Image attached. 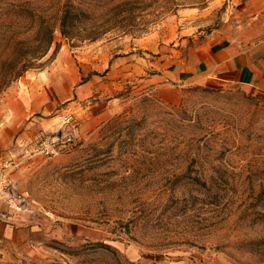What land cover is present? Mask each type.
<instances>
[{"label": "rangeland", "instance_id": "374dc122", "mask_svg": "<svg viewBox=\"0 0 264 264\" xmlns=\"http://www.w3.org/2000/svg\"><path fill=\"white\" fill-rule=\"evenodd\" d=\"M223 38L264 42V0H0V131L86 72L114 110L81 132L98 93L73 96L75 129L11 145L13 213L50 234L23 264H264V92L163 80L173 102L151 80Z\"/></svg>", "mask_w": 264, "mask_h": 264}, {"label": "crops", "instance_id": "0c3cea01", "mask_svg": "<svg viewBox=\"0 0 264 264\" xmlns=\"http://www.w3.org/2000/svg\"><path fill=\"white\" fill-rule=\"evenodd\" d=\"M165 57H162L165 61L161 62L160 72L152 75L151 80L157 83L159 94L168 101L175 102L180 96L178 92L170 94L163 80H171L179 87L194 83H232L264 92V42L262 41L247 44L224 38L213 41L207 39L191 48L188 55L183 58L179 55L173 59ZM119 62L127 63V68H124L127 70H132L135 65L130 55L123 56ZM82 77L84 79L76 87L72 88L68 85L66 89L64 88L65 93L62 95L55 91L52 85L45 86L46 89L42 90L44 102L38 109L48 113V117L21 118L18 124H9L0 131V161L7 156L16 139L29 140L40 130L59 129L61 117L65 112L63 107L58 109V106L73 96L77 99L67 103L65 108L77 103V100H85L90 95L98 93L94 99L96 101H87L89 105L86 109L91 116L82 122L81 132H86L96 123L107 119L105 117L110 115L108 114L110 111L111 114L114 113V110L109 108L111 100L102 98L104 91L100 89L103 84L101 88L95 84L97 78L102 79L104 76L97 77L86 72ZM32 105L37 106L35 102ZM52 112L54 113L51 115ZM48 235L50 234L45 228L30 221L24 215L18 216L17 212L13 213L5 202L0 201V264H23V259L41 249Z\"/></svg>", "mask_w": 264, "mask_h": 264}, {"label": "built area", "instance_id": "2783aa9c", "mask_svg": "<svg viewBox=\"0 0 264 264\" xmlns=\"http://www.w3.org/2000/svg\"><path fill=\"white\" fill-rule=\"evenodd\" d=\"M76 125L77 119L71 113L64 115L60 122V127L62 128V131H64L65 129H75ZM55 139H57V134L51 137L46 136L40 142V144H47V141L49 140V151L56 152V149L54 148ZM37 148L34 150H37ZM11 163L12 162L8 158L2 159L0 161V201L5 202L8 209L12 211H20V209L23 208V203L28 200L29 196L26 191H17L15 189L14 180L9 174V168L11 166Z\"/></svg>", "mask_w": 264, "mask_h": 264}, {"label": "trees", "instance_id": "16d2710c", "mask_svg": "<svg viewBox=\"0 0 264 264\" xmlns=\"http://www.w3.org/2000/svg\"><path fill=\"white\" fill-rule=\"evenodd\" d=\"M68 18L66 17V15H63V17H62V28H61V31H63V33H65V31H64V24H65V22H66V20H67ZM96 246H98V247H105V248H107L108 247V245L107 244H105V243H103V242H98L97 244H96Z\"/></svg>", "mask_w": 264, "mask_h": 264}]
</instances>
